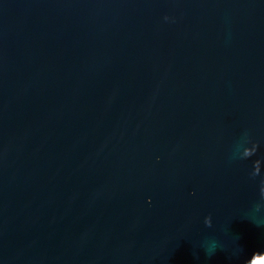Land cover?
Masks as SVG:
<instances>
[{
	"label": "water",
	"instance_id": "95a60500",
	"mask_svg": "<svg viewBox=\"0 0 264 264\" xmlns=\"http://www.w3.org/2000/svg\"><path fill=\"white\" fill-rule=\"evenodd\" d=\"M264 264V0H0V264Z\"/></svg>",
	"mask_w": 264,
	"mask_h": 264
},
{
	"label": "clouds",
	"instance_id": "9594fccd",
	"mask_svg": "<svg viewBox=\"0 0 264 264\" xmlns=\"http://www.w3.org/2000/svg\"><path fill=\"white\" fill-rule=\"evenodd\" d=\"M261 253H264V252H261ZM255 255H256V252L251 256V258L248 261V264H252V260L254 259Z\"/></svg>",
	"mask_w": 264,
	"mask_h": 264
}]
</instances>
